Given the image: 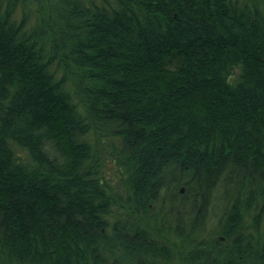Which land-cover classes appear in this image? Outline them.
<instances>
[{
	"label": "trees",
	"instance_id": "1",
	"mask_svg": "<svg viewBox=\"0 0 264 264\" xmlns=\"http://www.w3.org/2000/svg\"><path fill=\"white\" fill-rule=\"evenodd\" d=\"M0 264H264V0H0Z\"/></svg>",
	"mask_w": 264,
	"mask_h": 264
},
{
	"label": "rangeland",
	"instance_id": "2",
	"mask_svg": "<svg viewBox=\"0 0 264 264\" xmlns=\"http://www.w3.org/2000/svg\"><path fill=\"white\" fill-rule=\"evenodd\" d=\"M113 168H112V166H110V176H112L113 177V175H115V173L113 174Z\"/></svg>",
	"mask_w": 264,
	"mask_h": 264
}]
</instances>
